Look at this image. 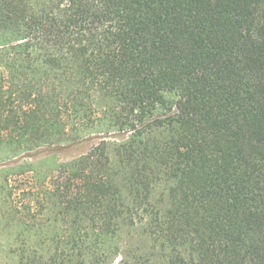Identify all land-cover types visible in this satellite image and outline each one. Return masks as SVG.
Masks as SVG:
<instances>
[{"label": "trees", "instance_id": "obj_1", "mask_svg": "<svg viewBox=\"0 0 264 264\" xmlns=\"http://www.w3.org/2000/svg\"><path fill=\"white\" fill-rule=\"evenodd\" d=\"M93 137L2 177L17 264H264V0H0V150Z\"/></svg>", "mask_w": 264, "mask_h": 264}, {"label": "rangeland", "instance_id": "obj_2", "mask_svg": "<svg viewBox=\"0 0 264 264\" xmlns=\"http://www.w3.org/2000/svg\"><path fill=\"white\" fill-rule=\"evenodd\" d=\"M107 138L110 141H121L124 135L115 133ZM99 141L98 138H85L84 140L76 143H65L50 147H39L29 152H16L12 156L8 150H0V182L4 175L15 172L18 167L24 164H30L35 168H49L60 164L70 162L79 156L85 154L93 145ZM23 178H19L16 182L18 186L23 185ZM165 190L162 186H158L154 189L150 203L157 208L160 205V210H164L167 206L165 196ZM162 200L161 202V199ZM2 195L0 194V264H17L16 253L13 251L15 248L14 238L18 233L17 227L13 222H8L7 215L4 214L5 208L2 205ZM21 201L20 197H15L14 202ZM17 216H21L17 215ZM136 225H139L138 223ZM136 227V226H135ZM132 257L126 264H157L156 261H152L148 257L147 253L151 247L148 242H142L138 244L137 239H133L129 244ZM122 247V238L119 248ZM123 251V248H122ZM140 255H145L141 257ZM148 258V261H147ZM119 258L112 260L108 264H118Z\"/></svg>", "mask_w": 264, "mask_h": 264}]
</instances>
